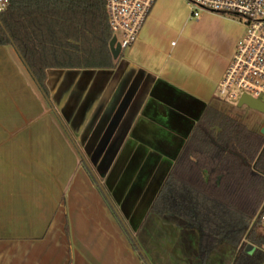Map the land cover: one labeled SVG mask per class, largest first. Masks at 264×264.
I'll use <instances>...</instances> for the list:
<instances>
[{"label":"crops","instance_id":"obj_1","mask_svg":"<svg viewBox=\"0 0 264 264\" xmlns=\"http://www.w3.org/2000/svg\"><path fill=\"white\" fill-rule=\"evenodd\" d=\"M190 29L218 51L187 53ZM242 35L157 0L114 69L49 70L46 95L0 46V264H167L170 245L176 264H209L195 228L150 209Z\"/></svg>","mask_w":264,"mask_h":264},{"label":"trees","instance_id":"obj_2","mask_svg":"<svg viewBox=\"0 0 264 264\" xmlns=\"http://www.w3.org/2000/svg\"><path fill=\"white\" fill-rule=\"evenodd\" d=\"M112 38L105 0H8L0 13V46L15 49L45 95L49 70L114 69ZM150 210L199 232L201 262L225 246L231 264H262L264 137L207 106Z\"/></svg>","mask_w":264,"mask_h":264},{"label":"built area","instance_id":"obj_3","mask_svg":"<svg viewBox=\"0 0 264 264\" xmlns=\"http://www.w3.org/2000/svg\"><path fill=\"white\" fill-rule=\"evenodd\" d=\"M156 1L105 0L107 21L121 51L137 40ZM183 1L192 19H198L203 13L242 19L245 30L218 85L217 95L228 100L247 95L264 104V0ZM7 5L8 0H0V13ZM259 223L264 228V214L260 216Z\"/></svg>","mask_w":264,"mask_h":264},{"label":"rangeland","instance_id":"obj_4","mask_svg":"<svg viewBox=\"0 0 264 264\" xmlns=\"http://www.w3.org/2000/svg\"><path fill=\"white\" fill-rule=\"evenodd\" d=\"M224 18L234 23L244 32L245 29L242 25L241 18L238 17L237 18L224 17ZM185 34L186 35L184 36L183 46H184V50H186L187 53H192L193 50H195V48L198 47V53L201 52L200 54L204 55L205 57H208L211 53H215L219 49L220 45L219 42H217L218 38L214 35L209 36L207 34H201L197 32V30L195 31L194 29L188 30ZM117 38L120 40L119 34H117ZM217 98L218 99L214 101L212 104L213 107L222 110L229 117L241 121L247 130L253 133H259L260 128L264 122V114L250 110L245 106L238 108L237 103L239 99H235V100L222 99L219 98L218 95ZM154 232L155 231L153 229L151 235L154 239H156L155 238L156 234ZM167 234H169L168 237L169 241H171L172 238L175 239V237L170 231H168ZM169 248L171 249L173 255L172 256L170 255V259L167 261V264H176L175 257L177 256L176 254L177 248L174 245H170ZM158 250H156L155 252V257L158 260H161L163 254L160 253ZM253 250L254 248L250 244H247V246L245 247L246 253H251ZM215 251L216 252L212 256V259L210 260L209 264H231V260H232L231 249L225 246H219Z\"/></svg>","mask_w":264,"mask_h":264},{"label":"water","instance_id":"obj_5","mask_svg":"<svg viewBox=\"0 0 264 264\" xmlns=\"http://www.w3.org/2000/svg\"><path fill=\"white\" fill-rule=\"evenodd\" d=\"M109 50L114 60L119 58L121 49L120 45L116 43L115 37H113L109 43ZM245 106L246 108L256 111L258 113L264 114V104L256 99L251 98L250 96L243 95L237 103V107L241 108ZM259 135L264 137V122L260 128Z\"/></svg>","mask_w":264,"mask_h":264}]
</instances>
